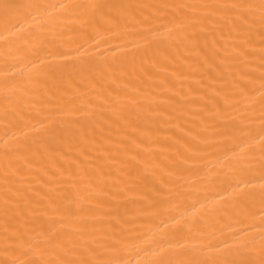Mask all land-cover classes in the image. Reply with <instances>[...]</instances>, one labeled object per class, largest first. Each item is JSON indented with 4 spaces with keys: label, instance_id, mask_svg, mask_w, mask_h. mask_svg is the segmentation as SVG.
I'll use <instances>...</instances> for the list:
<instances>
[{
    "label": "bare ground",
    "instance_id": "bare-ground-1",
    "mask_svg": "<svg viewBox=\"0 0 264 264\" xmlns=\"http://www.w3.org/2000/svg\"><path fill=\"white\" fill-rule=\"evenodd\" d=\"M0 264H264V0H0Z\"/></svg>",
    "mask_w": 264,
    "mask_h": 264
}]
</instances>
